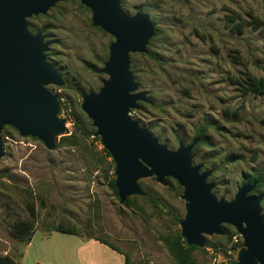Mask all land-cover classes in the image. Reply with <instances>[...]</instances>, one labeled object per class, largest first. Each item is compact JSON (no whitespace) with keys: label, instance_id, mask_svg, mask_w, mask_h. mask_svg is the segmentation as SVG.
<instances>
[{"label":"rangeland","instance_id":"374dc122","mask_svg":"<svg viewBox=\"0 0 264 264\" xmlns=\"http://www.w3.org/2000/svg\"><path fill=\"white\" fill-rule=\"evenodd\" d=\"M120 4L129 15L146 12L157 29L147 54H131L134 81L149 99L139 102L131 117L171 149L179 142L190 144L207 126L208 144L193 151V162H202V170L213 169L208 180L215 183V197L230 200L245 177L255 172L264 176V94H244L237 83L246 73L264 80V0ZM27 22L31 33L41 32L49 43L50 64L66 81L64 87L48 89L60 96L68 122L53 150L3 127L0 254L19 250L10 225L30 220L36 237L57 224L75 225L80 234L111 242L135 264H176L163 237L180 232L182 188L171 178L167 187L153 178L142 179L139 184L148 196L120 203L109 185L114 178L112 159L94 139L95 128L80 109L81 93L97 92L107 78L101 68L114 38L93 26L90 10L79 0L58 2ZM30 204L35 208L32 218ZM223 229L224 236L207 238L216 248L192 252L194 264H229L236 259L233 237L238 234L229 225Z\"/></svg>","mask_w":264,"mask_h":264},{"label":"water","instance_id":"95a60500","mask_svg":"<svg viewBox=\"0 0 264 264\" xmlns=\"http://www.w3.org/2000/svg\"><path fill=\"white\" fill-rule=\"evenodd\" d=\"M62 1L0 0V158L4 126L21 137L38 139L48 150L66 132L68 117L63 116L61 99L48 89L64 87L66 81L47 60L49 43L41 32L31 33L27 22ZM79 1L90 10L93 26L114 38L101 68L107 78L97 92L81 93L79 105L95 128L93 137L112 159L120 203L148 196L139 184L142 179L153 178L167 187L171 178L182 188L184 215L177 222L187 249L205 248L208 237L224 236L223 225H229L242 239L229 264H264V214L260 198L250 194L255 182L242 184L230 200L216 198L215 183L208 180L213 169L202 170V162H193L195 142L168 148L130 115L139 102H149L138 91L130 55L148 53L155 34L150 16L143 11L127 14L120 0Z\"/></svg>","mask_w":264,"mask_h":264},{"label":"trees","instance_id":"16d2710c","mask_svg":"<svg viewBox=\"0 0 264 264\" xmlns=\"http://www.w3.org/2000/svg\"><path fill=\"white\" fill-rule=\"evenodd\" d=\"M254 19H256V18H254ZM235 27H236L238 32H241V28L239 27V25L236 24ZM156 32H157V29L155 28L154 36L156 35ZM46 54H47L48 62L51 63V54L48 52ZM151 57L154 59H157L156 56H154V55H151ZM130 58H131V55H130ZM130 63H131V60H130ZM237 83L242 88V92L244 94H248V93H253L255 95L264 94V80L262 78H256L254 75L246 73L245 77L243 79H239V81H237ZM74 126L80 127L78 124H75ZM206 128H207V126H203L198 132H196L195 137L192 140V142H195L194 146H193V151L196 150L197 147L199 146V144H201V143L202 144H208V141H207L206 136H205L206 135ZM94 139L98 140V138H96V137H94ZM104 152L106 153L107 157H110V155L107 153V151L105 149H104ZM113 175H114V173H113ZM253 182H255V187L250 192V194L260 198V204L262 207L264 205V192L261 193L260 188L264 185L263 174L260 172H255V173L251 174L250 176L245 177L242 181V184H245V183L251 184ZM109 185H110L111 189L114 191V193L117 195L116 188L114 187V178H112V180L109 182ZM130 201H131V199L129 198V199L125 200L123 202V204L128 205L131 203ZM27 211H28L29 216L31 218L34 217L35 208H34L33 204H30L27 206ZM50 230H56L59 232L68 233V234H75V235L80 234V232L78 231V229L75 225L64 226L62 224H57L53 228H51ZM33 233H34L33 222L30 220H17L10 225L11 236L14 239H16L22 243L28 242L32 238ZM230 238H231V236L226 237L227 242L230 240ZM98 239L101 242L108 244L113 249L118 250L112 244H109L105 240L100 239V238H98ZM163 242L165 243L170 255L172 256V258L174 259L176 264H194L192 252L196 249V247H191V248L187 249L185 240L180 236V232L174 234L171 237H167V236L163 237ZM240 245H241V242L236 243V244H234L233 248L236 249ZM206 246L212 247L213 245L210 242H208ZM213 248H216V247L213 246ZM0 264H18V263L13 257H11L8 254H3V255L0 254ZM122 264H135V263L125 253L124 254V261Z\"/></svg>","mask_w":264,"mask_h":264},{"label":"crops","instance_id":"0c3cea01","mask_svg":"<svg viewBox=\"0 0 264 264\" xmlns=\"http://www.w3.org/2000/svg\"><path fill=\"white\" fill-rule=\"evenodd\" d=\"M34 231L32 238L19 244L13 257L18 264H122L124 252L101 242L96 236L68 234L56 230ZM20 242V241H19ZM14 250V249H13ZM4 254H7L6 252Z\"/></svg>","mask_w":264,"mask_h":264},{"label":"built area","instance_id":"2783aa9c","mask_svg":"<svg viewBox=\"0 0 264 264\" xmlns=\"http://www.w3.org/2000/svg\"><path fill=\"white\" fill-rule=\"evenodd\" d=\"M233 242L234 243H239V242H241V238L238 236V235H235L234 237H233ZM240 247V246H239ZM238 247V248H239Z\"/></svg>","mask_w":264,"mask_h":264},{"label":"flooded vegetation","instance_id":"af4514ba","mask_svg":"<svg viewBox=\"0 0 264 264\" xmlns=\"http://www.w3.org/2000/svg\"><path fill=\"white\" fill-rule=\"evenodd\" d=\"M193 151V150H192Z\"/></svg>","mask_w":264,"mask_h":264}]
</instances>
